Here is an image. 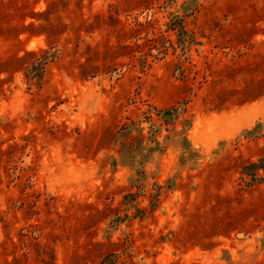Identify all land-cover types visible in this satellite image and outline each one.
<instances>
[{"label": "rangeland", "instance_id": "1", "mask_svg": "<svg viewBox=\"0 0 264 264\" xmlns=\"http://www.w3.org/2000/svg\"><path fill=\"white\" fill-rule=\"evenodd\" d=\"M262 161L264 0H0V264H264Z\"/></svg>", "mask_w": 264, "mask_h": 264}, {"label": "trees", "instance_id": "2", "mask_svg": "<svg viewBox=\"0 0 264 264\" xmlns=\"http://www.w3.org/2000/svg\"><path fill=\"white\" fill-rule=\"evenodd\" d=\"M29 28H33V25L32 24H30L29 26H28ZM26 56H35V54L33 53V52H28V53H26L25 54ZM15 60H19V59H15ZM46 60H47V58L45 57L44 58V60H42L44 63L43 64H46ZM250 167H252L255 171L256 170H260V169H262L263 171H264V161H262V164L261 165H257V164H252L251 166H249V168ZM255 179V178H254Z\"/></svg>", "mask_w": 264, "mask_h": 264}]
</instances>
